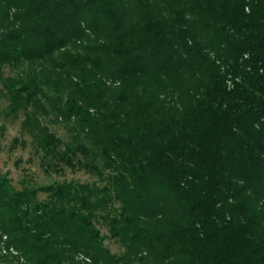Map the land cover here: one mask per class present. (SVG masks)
Listing matches in <instances>:
<instances>
[{
    "label": "trees",
    "instance_id": "16d2710c",
    "mask_svg": "<svg viewBox=\"0 0 264 264\" xmlns=\"http://www.w3.org/2000/svg\"><path fill=\"white\" fill-rule=\"evenodd\" d=\"M23 64L36 73H1ZM0 84L43 163L101 182L0 177L13 260L264 264V0H0ZM46 100L83 126L107 175L60 150L38 119Z\"/></svg>",
    "mask_w": 264,
    "mask_h": 264
},
{
    "label": "rangeland",
    "instance_id": "374dc122",
    "mask_svg": "<svg viewBox=\"0 0 264 264\" xmlns=\"http://www.w3.org/2000/svg\"><path fill=\"white\" fill-rule=\"evenodd\" d=\"M34 68L23 64L22 66L1 68L2 75L11 77L16 80H22L26 74L32 72ZM36 73V70L33 71ZM117 84H107L108 88L105 90V96L109 97L117 88ZM2 86L0 84V91ZM105 100H108L107 98ZM65 101V100H64ZM61 102V105L64 103ZM9 100L0 97V177L9 180L10 185L17 190L26 186L38 187L52 184L55 182H88L97 184L96 174L88 170H72L66 166H62L60 171L57 168L48 165V162L43 163L42 153L32 143L31 137L21 130V122L24 119L23 111L13 117L8 114ZM45 108L44 112L38 113V119L42 125L46 126L53 132L57 138L61 140L60 150L68 149L74 155V161L82 162L90 168H96L98 172L108 174V170L104 165L103 159L100 157L92 141L86 135V131L76 122L74 118L69 121H63L57 114L56 109L53 108L49 101L43 102ZM60 105V106H61ZM63 106V105H62ZM61 108V107H60ZM40 199L45 198L44 195H39ZM103 236L104 246L114 255L123 256L125 254V247L116 239L111 238L107 223L96 224ZM0 232V264H22L13 260L11 255L4 252ZM12 254V253H11ZM154 260L134 262V264H154Z\"/></svg>",
    "mask_w": 264,
    "mask_h": 264
}]
</instances>
